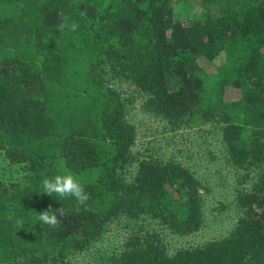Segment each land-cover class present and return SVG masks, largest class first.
<instances>
[{
    "label": "trees",
    "instance_id": "obj_1",
    "mask_svg": "<svg viewBox=\"0 0 264 264\" xmlns=\"http://www.w3.org/2000/svg\"><path fill=\"white\" fill-rule=\"evenodd\" d=\"M113 78L164 130L221 131L241 185L226 230L182 241L211 228L207 179L133 150L137 97ZM58 174L90 194L79 212L43 193ZM0 264H264V0H0Z\"/></svg>",
    "mask_w": 264,
    "mask_h": 264
},
{
    "label": "rangeland",
    "instance_id": "obj_2",
    "mask_svg": "<svg viewBox=\"0 0 264 264\" xmlns=\"http://www.w3.org/2000/svg\"><path fill=\"white\" fill-rule=\"evenodd\" d=\"M188 1L192 5H199L201 0ZM85 50L87 49L85 48ZM222 58L218 56L214 63H220ZM200 60H202L200 62L204 66L206 62H204L203 58H200ZM119 82L121 81H118L117 78L110 80V84L117 87L119 91L134 92L137 97V100L130 104L127 112V119L136 128L133 150L138 152L142 150L144 155L151 153L155 156H160V158L162 156L163 158L173 156L182 164L190 166L203 180L207 179L209 192H207V196L205 195V217L212 222L211 228H205L193 236L185 237L182 241L202 242L214 236L213 227L215 229V226L218 225L224 226L221 230H226V227L230 226L232 221H234L233 199L238 191L237 188H241V185L238 183L239 176L235 167L231 165V162H228L229 158L220 150L222 146L221 131L216 128L211 129L209 125L204 126V124L200 123H195L190 127L178 128L175 132L164 130L165 122L163 120L143 110V97L141 98L137 95L138 92L135 87ZM226 94L230 100L238 97V94L232 88H229ZM177 148H181V152L177 151ZM136 163V160H134V166ZM218 201L230 204V208L218 214L215 209ZM121 234L109 237L108 240L102 241L98 245L110 251L112 245H115L121 239ZM90 260L88 255L82 257V263L90 262Z\"/></svg>",
    "mask_w": 264,
    "mask_h": 264
},
{
    "label": "clouds",
    "instance_id": "obj_3",
    "mask_svg": "<svg viewBox=\"0 0 264 264\" xmlns=\"http://www.w3.org/2000/svg\"><path fill=\"white\" fill-rule=\"evenodd\" d=\"M63 21L70 30H75L79 25L77 22L73 21L68 24L69 17L63 16ZM43 193L49 196L55 193L61 198H72L75 200V210L79 212L82 206H85L87 201L90 199V194L85 191V186L81 184L73 175H55L52 178H44L42 180ZM64 215L63 208H58L53 210L51 206L45 211L39 213L37 219L51 227L58 228L61 225V220L59 217Z\"/></svg>",
    "mask_w": 264,
    "mask_h": 264
}]
</instances>
